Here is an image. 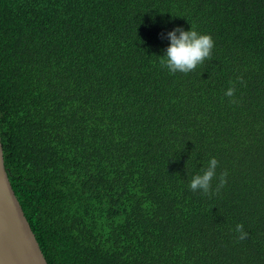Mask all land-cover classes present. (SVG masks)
<instances>
[{
	"label": "trees",
	"instance_id": "1",
	"mask_svg": "<svg viewBox=\"0 0 264 264\" xmlns=\"http://www.w3.org/2000/svg\"><path fill=\"white\" fill-rule=\"evenodd\" d=\"M0 137L49 264H264V0H0Z\"/></svg>",
	"mask_w": 264,
	"mask_h": 264
},
{
	"label": "water",
	"instance_id": "2",
	"mask_svg": "<svg viewBox=\"0 0 264 264\" xmlns=\"http://www.w3.org/2000/svg\"><path fill=\"white\" fill-rule=\"evenodd\" d=\"M0 264H49L10 182L1 137Z\"/></svg>",
	"mask_w": 264,
	"mask_h": 264
},
{
	"label": "clouds",
	"instance_id": "3",
	"mask_svg": "<svg viewBox=\"0 0 264 264\" xmlns=\"http://www.w3.org/2000/svg\"><path fill=\"white\" fill-rule=\"evenodd\" d=\"M169 43L160 57V62L167 68L169 73L183 72L187 73L194 69L197 64L203 62L208 57L214 45L210 34L198 32L192 25L188 29L174 28L167 33ZM233 87H228L224 95L232 96ZM218 160L216 157H210L201 171L193 173L188 182V187L193 191L199 189L207 193L211 189V181L216 174ZM221 175L219 184L224 183ZM219 186V185H218ZM235 231L239 233V238L243 239L247 233L243 231V225L237 223Z\"/></svg>",
	"mask_w": 264,
	"mask_h": 264
}]
</instances>
